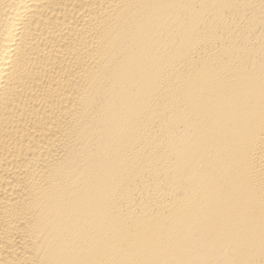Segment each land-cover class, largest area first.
Instances as JSON below:
<instances>
[{
  "label": "bare ground",
  "instance_id": "6f19581e",
  "mask_svg": "<svg viewBox=\"0 0 264 264\" xmlns=\"http://www.w3.org/2000/svg\"><path fill=\"white\" fill-rule=\"evenodd\" d=\"M0 264H264V0H0Z\"/></svg>",
  "mask_w": 264,
  "mask_h": 264
}]
</instances>
